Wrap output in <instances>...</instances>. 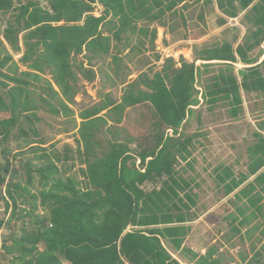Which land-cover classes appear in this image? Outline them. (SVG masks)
Wrapping results in <instances>:
<instances>
[{
  "label": "trees",
  "instance_id": "1",
  "mask_svg": "<svg viewBox=\"0 0 264 264\" xmlns=\"http://www.w3.org/2000/svg\"><path fill=\"white\" fill-rule=\"evenodd\" d=\"M197 1H214L222 13L218 25L245 10L241 40L195 46L190 61L168 56L159 69L127 79L122 50L132 56L147 37L153 46L156 27L149 25H167L176 13L185 22L182 10L189 0H0V18L9 13L0 30V151L5 159L0 171H7L0 177V228L1 211H8L10 220L23 205L20 232L0 242L12 264H182L174 251L188 264L225 263L213 244L204 252L183 245L196 194L178 165L187 162L196 134L183 136L179 128L199 97L209 106L225 103L236 117L241 91L264 93V0ZM95 5L101 6L98 15ZM105 57H110V71L104 75L110 86L116 80L122 85L120 97L102 91L96 101L74 108L79 81L94 79L91 62ZM213 61L220 67L201 80L198 90L196 81ZM236 62L242 66L236 68ZM39 108L72 116L82 179L61 169L59 155L42 139L28 142L32 157L22 163L24 183L6 179L13 171L6 146L10 134L36 135ZM130 108L136 123L131 130L124 124ZM251 134L245 171L236 174L218 165L213 176L225 195L233 192L234 209L225 214L226 223L248 237L263 213L264 117ZM34 176L39 188L31 191ZM252 250L250 257L240 254L236 264H263L260 250Z\"/></svg>",
  "mask_w": 264,
  "mask_h": 264
},
{
  "label": "rangeland",
  "instance_id": "2",
  "mask_svg": "<svg viewBox=\"0 0 264 264\" xmlns=\"http://www.w3.org/2000/svg\"><path fill=\"white\" fill-rule=\"evenodd\" d=\"M189 1L188 7L182 10L185 22L182 21L180 13H176L168 20L167 25H158L157 23L149 25V27H156L153 46L147 37L144 38V48L134 51L132 56H125L127 49L122 50L119 54L123 56L122 65H127L128 71H130L127 79L135 77L141 71L149 72L159 69L163 58L168 56L175 60L183 56L190 61L193 58L192 51L195 46L209 45L222 39L236 40L233 41V45H235L241 40L246 30L245 25L241 23V17L245 10L239 12L235 17H225V22L218 25L217 21L222 13L214 1L206 5H202L197 0ZM100 11L101 6L95 5L93 13L98 15ZM8 16L9 13L1 16L0 30L4 27ZM260 48L264 49V44H261ZM260 48H255L252 51L253 55H257ZM155 54L159 55L157 60H155ZM18 55L15 54V57ZM261 58L262 55L258 60ZM76 59L87 65L81 55H78ZM109 61L110 57L92 60L91 67L96 71V76L90 81H79L82 86L80 92L74 96L76 102L74 108L96 101L102 91H110L115 99L120 97L122 85L116 80V83L110 86L104 75V70L110 71L107 66ZM195 62L199 64L200 60ZM234 65L238 68L242 66V63L236 62ZM219 67L220 65L213 61L207 70L202 71L200 78L196 81L198 90H200L201 80ZM241 95L242 109L236 117L228 114L225 103L219 102L214 106H209L198 96L199 103L193 107L179 128V132L183 136L196 134L189 148L190 156L187 162L180 161L178 165L180 173L190 182L192 191L196 194L195 205L192 207L195 215L192 220L187 222L190 229L184 237L183 245L204 252L207 246L213 244L221 253L224 264H236L240 261V254L250 257L252 248L255 247L260 250L264 264V194L261 200L263 213L257 219L258 228L250 234V237L244 234L243 230L240 233H235L224 219L225 214L234 209L231 203L233 192L225 195L213 178L214 168L218 165L230 166L236 174L245 171L246 148L253 140L252 130L255 128L256 120L264 117V93L241 91ZM141 110L144 111L145 107H141ZM36 113L39 118L35 122L36 135L30 131L23 137L19 136L17 131L10 134L6 146L9 149L8 158L13 171L8 173L6 179L12 178L24 183L25 169L22 163L25 159L32 157L28 142L37 139L45 141L46 143L42 145L59 155L58 165L61 169L82 179V164H80L76 152V129L72 116L53 115L42 108H39ZM128 114L130 116H126L124 124L131 130L136 124L133 120L135 112L130 108ZM78 121L79 118L76 116L75 122ZM167 131L170 132L168 129ZM6 173V170L5 172L1 170V177ZM251 178L252 176L249 177V180ZM29 188L31 191H36L39 188L36 176L33 177ZM21 207H23L22 204L18 206L14 217L10 220H8V211L6 213L1 211L4 223L0 228V242L3 243L4 240H7L10 234L20 232L23 220L18 214ZM41 209V207L38 208L39 211ZM23 224L25 223L23 222ZM172 255L182 264H188L182 254L174 251ZM0 264H12L11 255L5 253L2 248L0 249Z\"/></svg>",
  "mask_w": 264,
  "mask_h": 264
},
{
  "label": "water",
  "instance_id": "3",
  "mask_svg": "<svg viewBox=\"0 0 264 264\" xmlns=\"http://www.w3.org/2000/svg\"><path fill=\"white\" fill-rule=\"evenodd\" d=\"M4 161H5V160H4V158L1 156V151H0V162H1V163H4ZM5 170H6V169L4 168L2 171L5 172ZM0 177H1V175H0Z\"/></svg>",
  "mask_w": 264,
  "mask_h": 264
},
{
  "label": "built area",
  "instance_id": "4",
  "mask_svg": "<svg viewBox=\"0 0 264 264\" xmlns=\"http://www.w3.org/2000/svg\"><path fill=\"white\" fill-rule=\"evenodd\" d=\"M168 130H170V129H168ZM136 162H138V159L136 160ZM2 247L0 246V249H1ZM2 250H3V248H2Z\"/></svg>",
  "mask_w": 264,
  "mask_h": 264
}]
</instances>
